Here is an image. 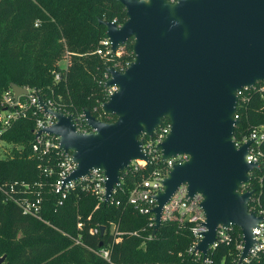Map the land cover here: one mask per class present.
Wrapping results in <instances>:
<instances>
[{"label": "water", "instance_id": "1", "mask_svg": "<svg viewBox=\"0 0 264 264\" xmlns=\"http://www.w3.org/2000/svg\"><path fill=\"white\" fill-rule=\"evenodd\" d=\"M126 11L121 27L100 21L114 54L134 41L135 59L122 71L109 67L106 88H118L102 105L114 122L97 119L84 109L94 133L77 131L72 115L56 111L42 97L39 105L56 119L39 131L60 137L64 152H72L76 170L66 180L78 181L94 169L105 171L106 202L121 184L122 173L134 161L150 162L141 137H153L165 120L170 133L157 146L163 161L178 155L189 160L175 164L155 196L156 234L164 207L181 186L188 199L200 197L206 231L197 249L207 256L218 228L242 230L245 259L255 244L253 228L264 220L249 211L254 192L242 193L258 164L246 158L253 141L241 147L234 141L235 119L244 88L264 83V0H116ZM16 99L28 96L12 84ZM105 234L106 226H101ZM6 255L0 257L4 264Z\"/></svg>", "mask_w": 264, "mask_h": 264}, {"label": "trees", "instance_id": "2", "mask_svg": "<svg viewBox=\"0 0 264 264\" xmlns=\"http://www.w3.org/2000/svg\"><path fill=\"white\" fill-rule=\"evenodd\" d=\"M126 19L123 5L116 0H0V102L15 84L35 88L60 111L78 113L89 108L98 116L95 109L106 102L101 82L108 68L122 69L135 59L133 40L122 47L121 57L106 60L95 54L106 36L100 21L122 25ZM57 73L62 74L59 82L55 81ZM237 115V140L264 126L263 95L250 91ZM35 128V119H23L0 136V141L13 146L9 157H0L1 184H33L43 179L41 159L32 150ZM157 167L122 173L115 196L122 202L120 207L100 203L80 189L58 206L49 181L43 188L42 216L51 224L24 216L17 205L6 203L0 195V257L6 255L8 264H202L188 252L193 240L188 225L165 221L153 234L149 217L127 204L134 188ZM255 175L264 178V171ZM257 192L264 210V180L257 184ZM78 223H83L82 230ZM101 226H106L105 234L101 229L94 231ZM233 232L229 244L211 253L213 264H239L235 241L240 228L235 226ZM78 237L81 244L74 240ZM102 247H112L111 262L93 250Z\"/></svg>", "mask_w": 264, "mask_h": 264}, {"label": "built area", "instance_id": "3", "mask_svg": "<svg viewBox=\"0 0 264 264\" xmlns=\"http://www.w3.org/2000/svg\"><path fill=\"white\" fill-rule=\"evenodd\" d=\"M169 1L171 3H176L178 0ZM113 23L117 24L116 21H113ZM35 26L39 27L40 22L37 21ZM118 27H121V25H118ZM95 54L102 59L110 60L115 56L121 57L123 49L120 48L117 53L114 54L112 51V43L107 36H105V38L101 40ZM129 65L130 63L126 64V66L122 69L115 68L118 71L124 72ZM61 79L62 74L57 73L55 75V81L59 82ZM109 79L110 74L107 72L105 75V81L101 82L106 90V101H108L109 97L118 90L116 87L106 88V83ZM25 89L28 90V96L20 97L18 99H16L12 89L7 91L5 94L2 101L3 109L0 111V136L6 133L13 126V124L20 120L28 118L35 119L36 128L33 132L34 142L32 150L33 155L38 156L41 159L39 169L41 171L43 181L41 180L40 182L33 184L25 182H15L11 184L0 183V195L3 197L4 201L6 203H14L17 205L21 209L24 216L32 217L44 223L51 224L44 220L42 214L44 207L43 188L49 181H52L51 188L52 192L58 196V206H63L70 194L77 191V189H80L81 192L85 194L95 197L100 203L111 204L116 207L122 206L121 200L115 198L121 184L115 188L112 197L108 202H106L105 183L107 176L103 170L94 169L88 176L83 177L78 181L66 182L77 167L73 161V154L72 152H64L61 149L60 137L50 136L45 133L37 136L40 130L55 125L56 119L47 114L44 108L39 105V97H41V95L35 88L25 87ZM250 91L259 92L264 98V83L259 82L252 89L244 88L241 92H239L238 96L240 101L238 107L240 104H245L248 101ZM45 102L50 108L56 111L63 112L68 116L72 115L78 132L82 134L95 132V129L88 125L84 111L78 113H71L68 110L60 111L56 108L53 101L45 100ZM103 104H101L99 108L95 109V111L99 113V115L95 117L102 121L114 122L111 121L113 116L106 115L103 112ZM235 119H239L237 114ZM165 121L162 126L155 131L153 137H141L143 150L150 157V162L147 163L145 161L138 160L132 162L130 167V170L133 172H138L141 169H146L150 165L158 166L148 178L144 179L134 188L127 201V204L133 207L140 215L149 217L151 222L150 224L153 228L155 225V215L153 210L157 206L155 196L163 190V180L175 164H182L189 160V156L187 155H178L175 158H170L168 161H163L162 154L158 151L157 146L166 139L171 130V123H165ZM250 140H252L253 143L249 148L246 160L248 163L258 164L259 169L250 173L252 177L251 181L242 184L240 191L242 193L254 192V196L249 203V211L256 212L259 216L264 217V210L261 205L260 195L257 192V184L262 183L264 178L262 176L259 178L255 175L257 171H264V126L255 127L248 135L244 136L240 140H237L234 135V141L238 148ZM187 195V186H181L170 202L164 207L162 220L163 222L172 221L181 223L184 226L188 225V229L193 236L188 252L194 255L196 259L201 260L202 264H213L214 260L211 253L220 245L229 244L233 240L235 236L233 229L235 226H231L227 229L221 225L218 228L216 241L210 245L207 256L204 257L203 253L197 249V245L203 238V233L206 231V227L204 225L205 215L199 206L201 199L200 197H196L193 201H190ZM83 226V223H78V229L82 230ZM115 229L116 228L114 227V230ZM94 231L97 233L100 231V228L96 227L94 228ZM253 233L255 235V244L252 246L247 257L245 259H241L245 242L242 230L240 229V233L238 235L239 237L235 241V248L237 250L236 260L239 264H250L253 261H264V220L253 228ZM74 240L76 244L82 243L80 237L74 238ZM111 249L112 247H102L99 250H93L102 258L111 262Z\"/></svg>", "mask_w": 264, "mask_h": 264}, {"label": "rangeland", "instance_id": "4", "mask_svg": "<svg viewBox=\"0 0 264 264\" xmlns=\"http://www.w3.org/2000/svg\"><path fill=\"white\" fill-rule=\"evenodd\" d=\"M6 93H7V91L3 93L2 98H1V102H0L1 110L3 109L2 108V101H3V98H4ZM12 150H13V146L12 145H9V144H7L5 142L0 141V157H2V158L9 157L11 155V153H12ZM4 264H8V263L4 262Z\"/></svg>", "mask_w": 264, "mask_h": 264}]
</instances>
